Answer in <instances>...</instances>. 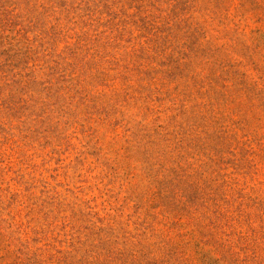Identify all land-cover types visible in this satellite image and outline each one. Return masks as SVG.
Returning a JSON list of instances; mask_svg holds the SVG:
<instances>
[{"label": "rangeland", "instance_id": "1", "mask_svg": "<svg viewBox=\"0 0 264 264\" xmlns=\"http://www.w3.org/2000/svg\"><path fill=\"white\" fill-rule=\"evenodd\" d=\"M0 264H264V0H0Z\"/></svg>", "mask_w": 264, "mask_h": 264}]
</instances>
